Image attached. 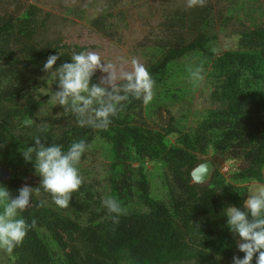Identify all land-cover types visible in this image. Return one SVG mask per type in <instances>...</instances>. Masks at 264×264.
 <instances>
[{
	"label": "trees",
	"instance_id": "16d2710c",
	"mask_svg": "<svg viewBox=\"0 0 264 264\" xmlns=\"http://www.w3.org/2000/svg\"><path fill=\"white\" fill-rule=\"evenodd\" d=\"M238 1L164 9L166 34L174 42L149 48L145 67L154 80L153 100H131L106 129L96 130L77 127L71 115L37 119L40 103L29 86L36 67L44 74L49 55L60 54L59 65L86 47L44 41L49 13L27 0H0V167L9 173L0 184L12 195L23 186L33 167L21 150L38 135L65 148L98 138L110 161L107 197L121 206L114 223L103 199L83 181L65 208L42 189L34 191L21 213L29 225L22 243L11 253L0 249L12 264H231L233 255H242L223 210L241 206L249 183L264 185V0ZM103 17L111 20V10ZM235 20H244L235 49L218 52L217 29ZM197 70L211 83L215 106L191 125L188 115L173 119L170 111L193 94ZM163 113L171 121L153 127ZM209 151L210 177L196 183L191 174ZM217 158L239 167L225 175ZM148 161L161 171L163 200L150 190ZM28 185L39 187V178Z\"/></svg>",
	"mask_w": 264,
	"mask_h": 264
},
{
	"label": "clouds",
	"instance_id": "9594fccd",
	"mask_svg": "<svg viewBox=\"0 0 264 264\" xmlns=\"http://www.w3.org/2000/svg\"><path fill=\"white\" fill-rule=\"evenodd\" d=\"M202 0H188L187 7L201 4ZM60 54L49 55L43 64L45 82L55 85L48 91V106L59 105L64 115H71L79 128L104 130L111 119L121 113L131 100L148 105L153 100L154 80L147 68L133 58L129 71L117 73L113 63H105L95 51L73 52L68 61L57 65ZM55 66V67H54ZM101 74L99 82L93 77ZM192 77L200 79L199 70ZM47 125L40 128L43 133ZM84 139L74 140L66 148L63 144L48 143L41 135L21 150L22 159L32 165L39 177V187L24 184L12 195L0 184V249L11 253L20 245L29 225L21 213L30 203L35 192L41 189L49 194L52 202L60 207L69 206L72 193L82 183L78 165L88 150ZM103 207L112 215L113 222L121 213V206L112 197L102 201ZM226 227L236 240V250L231 264H264V185L250 189L241 206L227 205L223 210ZM35 221H33V224Z\"/></svg>",
	"mask_w": 264,
	"mask_h": 264
},
{
	"label": "rangeland",
	"instance_id": "374dc122",
	"mask_svg": "<svg viewBox=\"0 0 264 264\" xmlns=\"http://www.w3.org/2000/svg\"><path fill=\"white\" fill-rule=\"evenodd\" d=\"M29 3L40 8L43 13L50 14V21L47 24L42 39L44 41L55 42L66 45H77L86 47V51H95L101 56L105 63H113L116 66L117 73L120 71H129L130 61L135 58L144 66L148 64L151 58L150 47L155 44H163L168 39L171 43L174 40L166 34L165 20L163 18L164 9L169 7L187 8L188 0H27ZM241 1L248 0H239ZM78 7L83 10V14L75 16L73 10ZM246 8V5L244 6ZM111 10L113 18L111 20L103 17L104 10ZM244 20H235L229 26L223 29H217L216 50L222 52L228 49H235L238 31L242 28ZM112 25V26H111ZM37 69L29 82L31 91L35 99L40 103L37 111V119H44L53 115H63V108L59 105L48 106L50 90L54 92V84L49 86L45 79L46 74ZM99 71L93 77L94 82H99ZM193 94L183 103L176 105L171 109L170 114L173 119L179 118L182 114L189 117L192 122L205 112L206 109L214 107L211 102L210 92L212 85L200 76ZM171 119L169 115L163 113L153 127L160 125L166 126ZM81 158L78 170L82 181L90 183L93 187L94 197L107 198L109 192V157L107 145L104 141L94 139ZM203 163H210L211 167L202 175L199 181L193 179L196 183H205L211 174L212 156L209 151L205 155L199 156ZM220 166L221 172L228 175L231 171L239 167L238 161L224 160L217 158L215 161ZM146 171L150 175V190L158 199H165V191L159 179L158 169L155 163L147 162ZM0 180L8 176V171L0 167ZM38 176L33 171H27L24 177V184L31 181H37ZM263 185L252 182L248 184L250 189ZM249 194V193H248ZM50 201H52L51 197ZM83 219V217H81ZM0 264H12L0 252Z\"/></svg>",
	"mask_w": 264,
	"mask_h": 264
},
{
	"label": "water",
	"instance_id": "95a60500",
	"mask_svg": "<svg viewBox=\"0 0 264 264\" xmlns=\"http://www.w3.org/2000/svg\"><path fill=\"white\" fill-rule=\"evenodd\" d=\"M211 164L206 162L203 164H200L191 174L192 179L199 181L202 177V175L205 173V171H207L208 169H210ZM1 174V171H0ZM195 181V182H196Z\"/></svg>",
	"mask_w": 264,
	"mask_h": 264
}]
</instances>
